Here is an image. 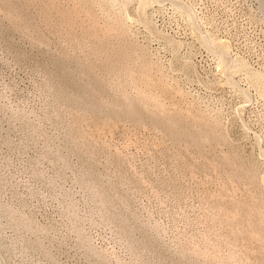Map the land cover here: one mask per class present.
Masks as SVG:
<instances>
[{
	"label": "rangeland",
	"instance_id": "1",
	"mask_svg": "<svg viewBox=\"0 0 264 264\" xmlns=\"http://www.w3.org/2000/svg\"><path fill=\"white\" fill-rule=\"evenodd\" d=\"M0 264H264V0H0Z\"/></svg>",
	"mask_w": 264,
	"mask_h": 264
}]
</instances>
